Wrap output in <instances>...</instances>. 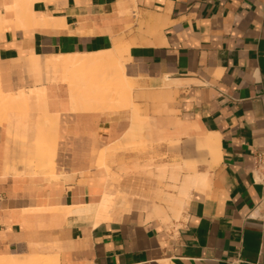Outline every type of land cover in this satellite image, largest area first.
<instances>
[{"label": "crops", "instance_id": "0c3cea01", "mask_svg": "<svg viewBox=\"0 0 264 264\" xmlns=\"http://www.w3.org/2000/svg\"><path fill=\"white\" fill-rule=\"evenodd\" d=\"M14 5L0 0V92L25 94L0 106V263L264 264V0L36 2L58 27L18 26ZM74 56L107 59L48 65ZM122 77L136 110H74L70 85Z\"/></svg>", "mask_w": 264, "mask_h": 264}, {"label": "bare ground", "instance_id": "6f19581e", "mask_svg": "<svg viewBox=\"0 0 264 264\" xmlns=\"http://www.w3.org/2000/svg\"><path fill=\"white\" fill-rule=\"evenodd\" d=\"M40 1H45V2H49L50 0H15V5L12 7V8H7V10H10V9H12V10H14L15 11V13H16V19H17V21H16V24H18V26H21V27H25V26H28V25H34V27L35 26H39V27H58L59 25L57 24V22H53L54 20L51 18V17H41V18H39V19H37L36 17H35V14H33V6H34V4L36 3V2H40ZM52 3V2H51ZM13 4V3H12ZM1 18H3L2 17V15L0 14V19ZM2 20V19H1ZM58 25V26H55L56 24ZM60 24V23H59ZM60 26H62L61 24H60ZM63 27H64V25H63ZM63 27H61V28H63ZM83 28H85V26H82ZM81 27V28H82ZM60 28V27H59ZM66 27H64L63 29H65ZM81 32V31H80ZM123 46V45H122ZM125 47V46H124ZM120 48H122L121 47V45H117L116 47H115V52L113 51V52H111L109 55H111L110 56V59L112 60V61H115V56H117L119 53L118 52H120L121 50H120ZM127 51H129V46H127ZM123 50V49H122ZM118 53V54H117ZM124 53V52H123ZM16 54V53H15ZM121 54V53H120ZM108 55V54H107ZM107 55H105V57L107 56ZM108 55V56H109ZM107 56V57H108ZM104 56H97V57H95V58H93V60L91 61V62H89V61H83V62H80V58H79V56H74V57H72V58H68L67 60H65V61H63L62 63H55V62H52V61H49L48 62V65H49V67H53V68H56L57 66H63V68L65 69V71L67 72V73H69L70 74V76H71V74L73 75L74 73L76 74V71H75V69L77 68V67H79V66H88V64H94V65H97V64H103V60H104V58H103ZM118 57H120V55L118 56ZM105 59H107V58H105ZM118 59V58H117ZM119 60V59H118ZM107 61V60H106ZM106 61H104V62H106ZM116 62V61H115ZM117 63L119 64L120 62L119 61H117ZM82 64V65H81ZM121 65V64H120ZM115 66V65H114ZM118 68V67H117ZM78 71V70H77ZM68 74V75H69ZM79 73H77V75H78ZM82 74V73H81ZM120 74V73H119ZM123 74V73H122ZM85 75V74H84ZM80 76V75H79ZM83 76V75H82ZM71 79H72V77H70ZM70 78H68L69 80H70ZM80 78V77H79ZM82 78V77H81ZM76 79H77V77H76ZM85 80V79H84ZM83 80V81H84ZM72 81V80H71ZM76 81V80H75ZM77 81H79L78 79H77ZM126 78L125 77H122V80H121V85H70V87H71V96H72V100H73V103H74V110L75 109H77L78 107H79V105H81V103H87V102H94V104L96 105H94L93 106V108H98V110L101 108H106V105L108 104V103H112V101H115L114 99H115V97H118V96H120V97H122V99L123 100H121V103H120V106H119V108L120 107H124V108H126V107H129V108H132V110L133 109H137V105L132 101V95H131V93H132V90H133V83L130 85V80H127L126 82H127V84H126ZM39 90V89H38ZM22 92H23V90H22ZM34 93V92H33ZM37 93H38V95H39V97L41 98L42 96H44L43 95V91L41 90V91H37ZM25 94V93H24ZM24 94L23 93H19V95H18V97L16 98V96H14L13 97V94H12V96L10 95V96H8V94H1V92H0V106H6L7 105V108H10L9 106L10 105H12L13 103V101H19L21 104H18L19 106L20 105H22V106H24L23 104H24ZM5 95H7V96H5ZM45 97V96H44ZM43 97V98H44ZM13 98H14V100H13ZM124 98L126 99V102H125V100H124ZM15 99H17V100H15ZM116 99H118V98H116ZM16 102H15V104H16ZM23 103V104H22ZM85 103V104H86ZM91 103V104H92ZM88 104V103H87ZM87 104H86V106H87ZM90 104V103H89ZM88 104V106H87V108H90V106H91V104L89 105ZM93 105V104H92ZM115 105H119V104H117V103H115ZM13 107H14V104H13ZM85 107V106H84ZM108 107V106H107ZM113 107V106H112ZM118 107V106H117ZM15 108H17V106H15ZM21 108H23V109H25V107H21ZM92 108V109H93ZM115 108H116V106H115ZM118 108V109H119ZM13 109V108H12ZM20 109V108H19ZM103 109V110H104ZM108 109V108H107ZM114 109V108H113ZM123 109V108H122ZM22 110V109H21ZM89 110V109H88ZM138 110H139V108H138ZM137 110V111H138ZM80 111V110H79ZM102 111V110H101ZM4 113V112H3ZM7 113V112H6ZM4 115V114H3ZM48 115V114H47ZM135 116H136V114H135ZM0 117L2 118V115H0ZM48 118V117H47ZM46 118V119H47ZM3 119H5L4 117H3ZM40 119V118H39ZM145 119H147V118H145ZM1 122H2V119H1ZM146 122V121H145ZM45 123H47V122H45ZM144 122L140 119V117H139V115H137L136 116V118L134 119V126H132L131 125V127L133 128V133H132V135L133 134H136L138 131H139V128L141 127V129H143V124ZM51 125V124H50ZM130 127V128H131ZM138 131H137V130ZM141 129H140V131H141ZM148 129V128H147ZM136 130V131H135ZM135 132V133H134ZM145 132V131H144ZM147 132H149V130L147 131ZM139 134L141 133V132H138ZM137 133V134H138ZM122 135V134H121ZM129 136H128V138L127 139H129L130 141H132L131 140V137H132V135H131V133L130 134H128ZM136 137V136H135ZM150 137V136H149ZM137 138H139V136H137ZM137 138H134V139H137ZM144 138V137H143ZM52 139V138H51ZM133 139V140H134ZM54 140H55V138H54ZM139 140V139H138ZM146 140H148V139H146ZM145 140V141H146ZM213 140V139H212ZM212 140H210L209 142H206L205 144H203V148L206 150H208L209 152H211V154L213 153V154H217V151H216V145H215V143L212 141ZM144 141V140H143ZM143 141H142V143H143ZM145 141H144V143H145ZM111 142V141H110ZM146 143H147V141H146ZM150 144V143H149ZM83 150V149H82ZM78 152H80V151H78ZM52 153V152H51ZM50 153V154H51ZM102 153V152H101ZM53 154V153H52ZM47 156H49V154L47 155ZM54 156V155H53ZM101 160H100V162H99V165L100 166H104V165H106L105 164V162H106V155L103 153V156L101 155ZM45 163H43V165H44ZM46 167V166H45ZM35 168H37V167H35ZM41 168H43V166L41 167ZM40 168V169H41ZM47 168V167H46ZM45 168V169H46ZM194 168H195V166H193L191 169L192 170H194ZM48 170V169H47ZM47 170H44L45 172H47ZM40 171V170H39ZM44 172V173H45ZM196 172V171H195ZM48 173V172H47ZM194 173V172H193ZM193 175V174H192ZM192 185H193V187L194 188H196V189H198V190H201V191H204V190H206V189H208L209 188V186H210V179H209V177L207 176V175H198V174H195V176L193 177V179H192ZM112 188V187H111ZM193 188V189H194ZM114 188H112L111 190H110V193L111 194H113V192L115 191V190H113ZM65 208V207H64ZM63 208V209H64ZM67 208H69V210H71V207H67ZM67 208H66V210H67ZM73 208V207H72ZM40 209V208H39ZM58 209V208H57ZM43 210H46V211H58V210H61V211H63L62 210V208L61 209H58V210H55V208L54 209H47V207H46V209H43ZM43 210L41 211V212H43ZM65 210V209H64ZM68 210V211H69ZM96 210V209H95ZM40 211V210H39ZM33 212V211H32ZM35 212V211H34ZM36 212H38V210H36ZM32 214V213H31ZM60 214V213H59ZM64 214V213H63ZM109 214H111V212H104L103 214H102V216L99 218V221H104V220H107V219H110L109 217H108V215ZM112 214H115V215H118V214H120V212H112ZM38 215V214H37ZM41 215V214H40ZM43 215V214H42ZM52 215V214H51ZM31 217V216H30ZM38 219V218H37ZM46 219V218H45ZM46 222V221H45ZM54 222V221H53ZM56 222V221H55ZM61 222H63V221H61ZM35 257V256H34ZM38 257V256H37ZM40 257V256H39ZM42 257H44V258H31V259H27V260H23V261H17L16 260V262H13V263H11V264H56L57 262H54V259L55 258H47V257H45V256H42ZM16 258V257H15ZM19 260V259H18ZM55 261H57L56 259H55ZM1 264V263H0Z\"/></svg>", "mask_w": 264, "mask_h": 264}, {"label": "built area", "instance_id": "2783aa9c", "mask_svg": "<svg viewBox=\"0 0 264 264\" xmlns=\"http://www.w3.org/2000/svg\"><path fill=\"white\" fill-rule=\"evenodd\" d=\"M255 171L258 173L260 176V181L264 183V158L263 157H258L255 165ZM261 220L264 223V211L262 214Z\"/></svg>", "mask_w": 264, "mask_h": 264}, {"label": "rangeland", "instance_id": "374dc122", "mask_svg": "<svg viewBox=\"0 0 264 264\" xmlns=\"http://www.w3.org/2000/svg\"><path fill=\"white\" fill-rule=\"evenodd\" d=\"M144 141H145V140H144ZM149 143L152 144L151 142H147V143H146V141H145L144 145H147V144H149ZM150 144H149V145H150ZM170 145L174 146L175 144H170ZM209 155H211L210 152H209ZM211 156H212V155H211ZM214 163H215V162H214ZM214 163H213V164H214Z\"/></svg>", "mask_w": 264, "mask_h": 264}]
</instances>
